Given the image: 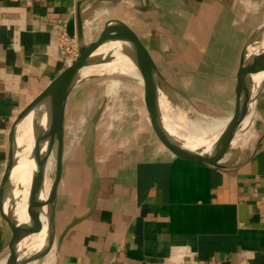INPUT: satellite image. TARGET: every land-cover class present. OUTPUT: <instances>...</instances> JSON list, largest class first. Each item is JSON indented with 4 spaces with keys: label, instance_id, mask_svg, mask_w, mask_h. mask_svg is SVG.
<instances>
[{
    "label": "crops",
    "instance_id": "crops-1",
    "mask_svg": "<svg viewBox=\"0 0 264 264\" xmlns=\"http://www.w3.org/2000/svg\"><path fill=\"white\" fill-rule=\"evenodd\" d=\"M76 1L0 0V261L12 236L1 186L8 132L66 65L58 36ZM143 1L122 0L96 14L84 26L86 40L108 22L125 23L188 97L175 92L188 109L208 106L190 96L201 89L230 94L227 113L208 116L226 123L240 52L264 22V0H149L151 8L134 7ZM127 77L119 83L101 77L88 89L78 82L69 93L54 206L55 264H264V91L256 98L251 138L231 157L241 163L220 168L173 144L149 91ZM186 77L189 86L181 81ZM17 212L25 214L21 201Z\"/></svg>",
    "mask_w": 264,
    "mask_h": 264
},
{
    "label": "water",
    "instance_id": "water-1",
    "mask_svg": "<svg viewBox=\"0 0 264 264\" xmlns=\"http://www.w3.org/2000/svg\"><path fill=\"white\" fill-rule=\"evenodd\" d=\"M122 0H77L74 14L67 20L66 32L77 42V56L67 63L17 114L8 132V149L5 172L2 178L4 207L12 236L8 242L9 251L5 264H55L57 239L54 227V206L57 181L61 171L63 145V122L65 106L72 88L81 80L112 73L100 72L82 74L86 67H103L124 58L149 91L157 116L163 123L169 138L177 147L187 151L210 166L231 168L241 162L231 157L240 148L241 141L250 135L259 88L264 84V22L248 37L240 52L236 72L234 110L223 129L202 145L189 146L186 140L172 133L167 127L177 119L173 110L175 92L186 100L188 97L172 85L161 73L142 39L125 23L114 20L104 25L95 39L86 40L85 24L96 14ZM144 11L151 8L149 0L134 6ZM114 73V72H113ZM123 74V73H122ZM129 76V75H128ZM174 102V103H173ZM28 120L31 131L30 152L26 154L34 163L28 186L25 216L18 215L16 186L11 179L14 167L24 156L19 139L23 133L22 123ZM179 123V122H178ZM171 124V123H170ZM50 137L51 146L56 138L54 173L46 172L47 160L41 157L42 140ZM251 138H246L248 142ZM249 157L245 156L244 160ZM243 160V161H244ZM50 179L44 192L45 177ZM36 208V209H35ZM42 215L44 221L39 219ZM44 233L39 250L31 251L34 238Z\"/></svg>",
    "mask_w": 264,
    "mask_h": 264
},
{
    "label": "bare ground",
    "instance_id": "bare-ground-1",
    "mask_svg": "<svg viewBox=\"0 0 264 264\" xmlns=\"http://www.w3.org/2000/svg\"><path fill=\"white\" fill-rule=\"evenodd\" d=\"M81 72L84 75L89 74V73H100V72H107V73L119 72V73H123L129 76H132V77H136V73L133 71V69L130 67V65L126 62L124 58H120V60H118L116 63L105 65L103 67H86L82 69ZM118 81L119 80H114V83H119ZM262 91H264V84L260 86L259 88V92H262ZM225 120L221 119L217 121L216 120L212 121L208 117L206 119H190V120L188 119L184 125L176 122L175 120H172V121L177 127L179 133L187 137L189 141L191 142L192 146H195V145H202L203 143H206L208 140L216 136L215 134L219 133L223 129ZM207 122L208 123L210 122V123L207 124ZM21 126L22 127L25 126L23 128L24 131L21 134V137L19 139V145L22 146L23 148L21 151V155L24 157L14 167L11 179L13 180V183L16 186V190L14 191V193L18 197L17 205L19 204V201H21L23 202L24 208H25L26 199L28 196V186L30 182V175H31V171L34 170V163L32 159L28 158V155L26 158V154H29L30 147H31L30 146L31 131H30L29 121L25 120ZM250 135L247 134V136H245L243 141H241L240 147H242L246 143L245 140L246 138L250 137ZM40 151H41L40 155L44 160L52 159L50 137H47L44 140H42ZM44 183H45L44 192L46 193L48 190V186L50 184V179L47 176L45 177ZM17 211H18V206H17ZM22 215L25 216V218H27L26 214H22ZM39 219L42 222L44 221V218L42 215H39ZM43 240H44V233L41 232L38 236H36V238L33 239L31 246H30L31 251L39 250L40 247L42 246L41 244L43 243ZM0 264H5L4 259L0 261Z\"/></svg>",
    "mask_w": 264,
    "mask_h": 264
},
{
    "label": "rangeland",
    "instance_id": "rangeland-1",
    "mask_svg": "<svg viewBox=\"0 0 264 264\" xmlns=\"http://www.w3.org/2000/svg\"><path fill=\"white\" fill-rule=\"evenodd\" d=\"M101 77L108 78L107 80H119V81H125L127 80V75L122 74L119 72H114L112 74L108 75H101V76H92L85 78L81 80L80 84L82 86H87L86 89L89 87H92L96 84V82L102 81L103 79H100ZM181 81L186 85H188V82H190V78L186 77L184 79H181ZM192 81V80H191ZM220 81V80H217ZM114 82V81H113ZM198 82V81H197ZM222 82V81H220ZM90 84V85H88ZM189 86V85H188ZM205 89H201V93H192L191 98H196L198 100H203L209 102L208 106L200 107L203 111H197V110H190L188 103L181 98L180 96H175V104L174 105V116L177 119V121L180 124H185L186 121L189 119H206L208 116L215 117V118H222L227 113V107H229L230 103L227 101L228 97L231 98V95H224V94H205ZM174 103V102H173ZM191 111V112H190ZM225 120V119H224ZM210 136V135H208ZM55 146H56V138L54 137L52 146H51V153H52V159H48L46 163V172L51 173V177L54 173V158H55ZM53 165V166H52ZM52 168V169H51ZM36 264H39L37 261Z\"/></svg>",
    "mask_w": 264,
    "mask_h": 264
},
{
    "label": "built area",
    "instance_id": "built-area-1",
    "mask_svg": "<svg viewBox=\"0 0 264 264\" xmlns=\"http://www.w3.org/2000/svg\"><path fill=\"white\" fill-rule=\"evenodd\" d=\"M57 46L66 64L76 58L78 54L76 39L68 35L65 30L59 33Z\"/></svg>",
    "mask_w": 264,
    "mask_h": 264
}]
</instances>
